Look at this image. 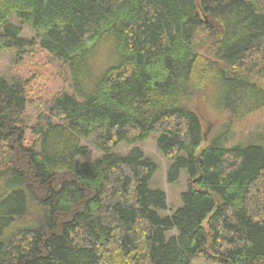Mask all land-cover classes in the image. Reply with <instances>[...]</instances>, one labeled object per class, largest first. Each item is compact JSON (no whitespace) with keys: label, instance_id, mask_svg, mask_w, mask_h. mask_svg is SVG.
Masks as SVG:
<instances>
[{"label":"trees","instance_id":"trees-1","mask_svg":"<svg viewBox=\"0 0 264 264\" xmlns=\"http://www.w3.org/2000/svg\"><path fill=\"white\" fill-rule=\"evenodd\" d=\"M0 53L73 89L0 77V264H264V148L203 144L192 108L215 89L232 128L264 107V0H0ZM153 133L168 181L188 173L171 214L157 164L113 153Z\"/></svg>","mask_w":264,"mask_h":264},{"label":"rangeland","instance_id":"rangeland-1","mask_svg":"<svg viewBox=\"0 0 264 264\" xmlns=\"http://www.w3.org/2000/svg\"><path fill=\"white\" fill-rule=\"evenodd\" d=\"M15 22L17 23V21ZM21 37L32 40L35 38V33L28 26H23ZM0 77L9 79L19 77L29 80L33 89V98L44 97L49 99L62 91L73 93L70 72L65 71L62 76L58 75L47 64L45 54H41L38 58L18 66L14 55L0 53ZM251 81L264 89V72L254 75ZM218 100L219 93L214 89L207 96L198 95L192 102L193 110L201 116L205 138L203 144L216 142L228 148L249 145H258L264 148V107L237 121L231 128L228 123L227 113L222 112L218 108ZM219 111L222 113H219ZM26 121L29 125H33L36 119L33 115H28ZM159 138V133H153L139 145L131 146L127 143H122L113 149V153L128 155L137 146L143 150L145 157L157 164L158 170L150 183V187L151 189L164 190L167 193L169 210L165 214H171L182 207V195L189 188V178L187 170L184 169L176 182L170 183L168 181L172 162L167 160L159 150ZM83 145L89 149V152L87 155L78 158L79 166L92 163L102 156V152L88 140L85 139ZM181 156H184V154ZM193 264L219 263L213 259H196Z\"/></svg>","mask_w":264,"mask_h":264}]
</instances>
